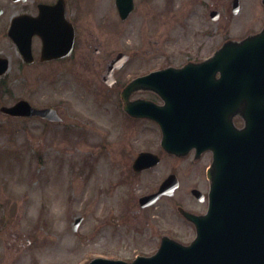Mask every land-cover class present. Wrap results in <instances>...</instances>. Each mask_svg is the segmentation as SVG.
Segmentation results:
<instances>
[{"label":"rangeland","instance_id":"rangeland-1","mask_svg":"<svg viewBox=\"0 0 264 264\" xmlns=\"http://www.w3.org/2000/svg\"><path fill=\"white\" fill-rule=\"evenodd\" d=\"M232 1L140 0L123 30L115 22H121L115 0H77L82 14L105 8V59L121 50L133 53L116 76L118 86L103 82L102 65L79 60L24 73L14 66L0 81V108L25 99L37 107L56 106L62 118L54 123L0 112V264H87L97 257L131 260L155 253L158 235L168 231L159 213L169 218L173 204L163 200L141 209L139 199L156 192L174 170L180 169L184 189L192 175L185 161L170 158L145 172L133 170L140 152L159 148L160 134L148 121L126 118L119 93L139 72L205 59L228 41L260 33L264 0H240L237 14ZM0 5L3 19L23 10L21 2ZM215 10L216 21L210 16ZM148 12L158 21L145 18ZM9 45L0 40L5 54L18 59ZM173 237L187 245L194 230Z\"/></svg>","mask_w":264,"mask_h":264},{"label":"water","instance_id":"water-1","mask_svg":"<svg viewBox=\"0 0 264 264\" xmlns=\"http://www.w3.org/2000/svg\"><path fill=\"white\" fill-rule=\"evenodd\" d=\"M235 1L238 8V0ZM120 2L118 0L122 8ZM127 9L129 13L132 4ZM46 11L42 18L48 14L49 11ZM40 32L41 28L36 23L32 26L28 43L23 44L22 39H16L23 52H30L31 37ZM46 42L45 53L51 57L66 55L71 51L68 46L56 48L52 38H47ZM124 61L123 56L118 57L110 64V70H113L114 64ZM218 72L225 74L220 81L209 77ZM173 73L205 75V81L211 85L200 96L206 97L221 83L224 85L225 82L237 81V101L232 104V109L228 106L230 102L226 109H223L225 104L221 102L203 103L200 110H197L195 124L186 123L190 110L182 106L183 101H176L177 98H185L187 105L186 99L189 97L180 93L168 96L163 88L158 91L167 102L165 107L159 108L143 101L127 107V111L133 115L160 118L162 114L168 113L165 120L169 119V114H180L174 117L176 124L180 122L179 125L162 123L166 145L173 146L177 143V137H185V133L177 135L171 130L192 129L196 132V139L198 132H201V143L215 152L213 170L209 174L212 188L208 214L190 217L197 227V237L189 246L166 239L153 257H140L133 263L96 259L90 264H264V30L241 43L226 44L212 59L202 64L190 65L182 70L168 69L140 78L131 84L124 97L136 88L154 87L156 79L170 81L172 78L164 74ZM105 81L108 84L113 82L111 78ZM244 103L246 105L241 113L246 126L238 130L228 115H234L237 112L235 109L239 111ZM1 112L13 116L39 115L51 120L58 119L55 111L37 110L25 101L11 108L4 107ZM158 162V157L141 154L134 168L140 171ZM177 185L176 177L171 176L157 194L142 198L141 204L148 206L155 203L162 194L172 193L169 189L174 190Z\"/></svg>","mask_w":264,"mask_h":264},{"label":"flooded vegetation","instance_id":"flooded-vegetation-1","mask_svg":"<svg viewBox=\"0 0 264 264\" xmlns=\"http://www.w3.org/2000/svg\"><path fill=\"white\" fill-rule=\"evenodd\" d=\"M21 0L23 3L24 9L21 12H18L16 14H12L9 18H5L6 16V9L3 8V13L0 15V23L3 24V26L0 28V40L7 39V44H10L9 46L11 49L13 47L16 48L14 42L10 38V30L13 26V23L15 19L19 16L27 15L30 17H38L40 15V9L39 5L41 3L44 4H58L62 5L61 8L55 10L56 13L53 17H50L49 23L51 25H54L55 28L58 30H55L54 37H57L60 39L59 43H61L63 38H72L73 39V47H72V53L69 56L62 57V58H56L52 60H46L42 59L43 55V46L44 41L43 38L36 35L32 38V46H33V61L31 63H27L22 56V54L18 51L17 57L18 59H13L12 56L6 55L5 51L0 48V74L3 69V65L6 64L5 59H7L8 64V70L7 72L0 77V81H3L6 79V77L11 76V71L13 70L14 66H18L20 73H24L26 68L35 67V66H46L51 64H59L66 61H75L79 60L81 63H86V65H102L103 68L101 69L100 76L102 77V80L105 81V79H112L113 85L111 88H113L115 85H117V82H119L116 78L117 74L124 70L126 66L131 63L133 59V53L126 52V51H119L116 53V55H113L110 58L105 59V55L109 54V52L105 53V8L104 9H97L96 13H89V14H82L81 10H79L76 7L77 0H38V2H34L33 4H30L29 6L28 0ZM14 2V1H12ZM17 1L16 3H18ZM140 0H134L135 3V9L137 8V5H139ZM116 6V4H115ZM105 7V6H104ZM97 8V7H96ZM117 8V7H116ZM117 16L120 18L121 22L116 18L115 22L118 24V28L121 24V29L124 30V25L126 26V22L129 20V17L133 14V12L127 17H122V12L117 8ZM83 12V11H82ZM115 12V11H114ZM143 12V11H142ZM214 13V14H213ZM211 18L217 17L218 14L214 11L210 13ZM145 18L147 19H153L156 22L158 21V18H154L153 15H151L149 12L146 13ZM5 20V21H4ZM106 22H109V19L106 20ZM123 22V23H122ZM63 25L66 27L64 30H62ZM95 26H98L99 29H101L104 32V36L102 33L99 32V29ZM50 37V34H47ZM189 51V50H188ZM185 53V52H184ZM120 54H127L125 61L122 63H116L113 65V70H110V63L115 60V58ZM203 59H194L190 58V60L186 63L178 64L177 65H170L168 67H174V68H182L190 64H198ZM117 65H120L117 67ZM166 67V68H168ZM148 72H139L135 78L147 76L151 74L152 72L156 71V67H152ZM162 70L165 68H161ZM160 69V70H161ZM168 77L172 80L170 81H159L158 79L153 82L152 88H140L137 89L134 93H132L128 99L125 101L122 97L123 91L127 88L128 84H125L121 87L120 90V99L122 101V110L125 117L132 119L134 121H148L149 123H152L156 128L159 130V142H158V149L156 151H150L156 156L159 157L160 161L158 163L161 164V162L164 161L165 158H170L172 160H179V161H185L186 166L185 169H189V172L192 175V180L190 181L189 185L186 189L185 182L182 178V175L179 171H172L170 172V175H177L179 179V187L175 191L173 195H164L162 196L158 202L150 206L146 209L154 208L158 203H160L163 200H170L173 206L168 209L169 218H165V214L163 212L159 213V217L164 219L165 225L168 229L167 232L160 233L158 235L160 243L165 237H169L171 239L175 240V237H173L174 232L177 233L179 230L181 233H185L189 231V227L191 230H194L195 232V226L192 222L189 221L187 214H193L197 216L203 215L207 208H208V197L210 193L211 188V182L208 178V173L212 169V163L214 159V153L211 149H206L205 145L201 143L202 139H200L201 132H198V139H196V132L192 129H184L181 131L180 129H175L174 134L179 135L180 133H185V137H177L176 144L173 146L165 145L163 143L164 139V131L162 129V126L160 122L157 119H146L141 117H135L130 115L126 111V105L130 102H137V101H145L152 103L156 106H165L166 101L164 97L161 95V93L158 91L159 89L163 88L168 96L170 94L174 93H180V94H186L189 98L186 99L187 105H185V98H177L176 101H183L184 105L186 106L190 112L186 123L195 124L197 120V110H200L203 103L209 102V103H217L221 102L224 105L223 109H226L228 106H231L232 104L236 103L237 101V92L238 89L236 87L237 81H230L225 82L224 85L221 83L218 85L217 89L211 91L210 95L208 97L206 96H200V93L204 92L206 90V87L211 85L210 83H207L205 81V75L202 74H196V73H185V74H167ZM225 74L222 73H214L210 74L209 77H211L213 80H218L224 76ZM134 78V79H135ZM234 78H237L234 76ZM118 86V85H117ZM232 86L233 89H232ZM135 96L133 97V95ZM235 94V97L233 96ZM230 97V98H229ZM230 102V105L227 106V103ZM14 104V103H13ZM12 104V105H13ZM246 103L242 104L240 107V110L236 108L237 111L234 113V115H228L229 120L238 127L239 123L241 124V127H243L242 123L243 115L241 111L245 107ZM181 106V107H182ZM236 106V105H235ZM41 108H56L53 106H47V107H41ZM59 112L58 108H56ZM231 109H228L230 111ZM180 115V114H176ZM176 115L172 114V120L170 121V125H179L176 124L174 117ZM164 116H161L160 118H163ZM35 119H40L38 117H34ZM33 118V119H34ZM28 119V118H25ZM32 119V118H30ZM240 127V128H241ZM199 144V145H198ZM156 165L155 167H157ZM133 166V164H132ZM154 167V168H155ZM153 169V168H151ZM148 171V170H147ZM145 172V171H143ZM159 190V189H158ZM141 209H145L142 208ZM141 210L139 209V212ZM153 232V231H152ZM156 235V234H154ZM150 238V237H149ZM144 242V241H143ZM154 245L152 248L156 246V242L153 244L151 240H147V246ZM151 248V249H152Z\"/></svg>","mask_w":264,"mask_h":264},{"label":"bare ground","instance_id":"bare-ground-1","mask_svg":"<svg viewBox=\"0 0 264 264\" xmlns=\"http://www.w3.org/2000/svg\"><path fill=\"white\" fill-rule=\"evenodd\" d=\"M59 202H61V200H59Z\"/></svg>","mask_w":264,"mask_h":264}]
</instances>
